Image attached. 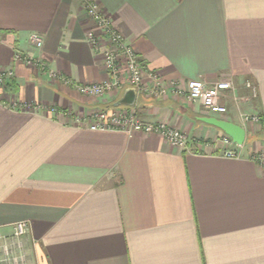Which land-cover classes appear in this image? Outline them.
Wrapping results in <instances>:
<instances>
[{"label": "crops", "instance_id": "1", "mask_svg": "<svg viewBox=\"0 0 264 264\" xmlns=\"http://www.w3.org/2000/svg\"><path fill=\"white\" fill-rule=\"evenodd\" d=\"M85 1L0 0V72L12 71L0 86V233L28 222L26 264H264V167L251 159L264 151V0H92L166 83L232 81L223 115L172 92L127 106L184 132L186 149L88 129L127 87L86 96L13 60L19 49L76 83L105 78ZM208 117L244 128L238 158L222 155Z\"/></svg>", "mask_w": 264, "mask_h": 264}, {"label": "built area", "instance_id": "2", "mask_svg": "<svg viewBox=\"0 0 264 264\" xmlns=\"http://www.w3.org/2000/svg\"><path fill=\"white\" fill-rule=\"evenodd\" d=\"M84 10L94 23V28L86 33V41L92 49L101 53L106 71L105 78L90 84L76 83L58 75L42 58L19 49L14 50L13 60L43 70L49 77L60 79L86 96L100 98L125 87H132L137 95L144 97H158L170 92L183 94L190 102L199 101L209 113L220 115L227 113V107L221 103V99L234 88L232 81L218 80L208 84L201 79H191L186 82L184 88L174 81L166 83L157 71L148 70L140 62L131 44L116 30L96 2L85 1ZM28 41L36 49L41 48L43 44L41 36L34 32L29 34ZM11 76V70L0 72V85ZM246 86L251 87L250 82H247ZM95 110L89 116L88 129L90 130L156 133L173 147L187 148L188 141L184 132L164 122L143 121L136 116L132 107H107ZM243 119L259 122L262 117L258 114H245ZM81 120H83L82 117H78L77 121ZM221 140L225 146L222 155L227 158H238L240 154L232 148L234 144L232 139L224 134ZM251 159L264 167V151L252 153ZM28 227L26 220H20L11 225V233L7 236L0 233V264H26L22 240L28 232Z\"/></svg>", "mask_w": 264, "mask_h": 264}, {"label": "water", "instance_id": "3", "mask_svg": "<svg viewBox=\"0 0 264 264\" xmlns=\"http://www.w3.org/2000/svg\"><path fill=\"white\" fill-rule=\"evenodd\" d=\"M136 91L132 87H127L122 97L115 103V107L124 105L132 106L135 103ZM206 123L219 128L224 134L228 135L233 143L241 145L245 139L244 128L231 121L219 119L216 117H208L203 119Z\"/></svg>", "mask_w": 264, "mask_h": 264}, {"label": "rangeland", "instance_id": "4", "mask_svg": "<svg viewBox=\"0 0 264 264\" xmlns=\"http://www.w3.org/2000/svg\"><path fill=\"white\" fill-rule=\"evenodd\" d=\"M34 69H36V71L39 72V73H41V74H45L43 70H40L38 68H34ZM0 86H4V83H3V85H0ZM95 111H96L95 109L92 110V112H95Z\"/></svg>", "mask_w": 264, "mask_h": 264}]
</instances>
